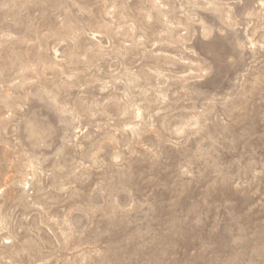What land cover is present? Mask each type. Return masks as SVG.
<instances>
[{"label": "rangeland", "instance_id": "374dc122", "mask_svg": "<svg viewBox=\"0 0 264 264\" xmlns=\"http://www.w3.org/2000/svg\"><path fill=\"white\" fill-rule=\"evenodd\" d=\"M0 264H264V0H0Z\"/></svg>", "mask_w": 264, "mask_h": 264}]
</instances>
